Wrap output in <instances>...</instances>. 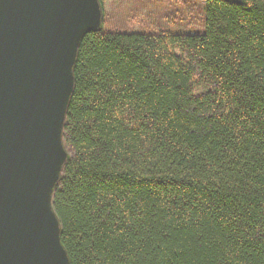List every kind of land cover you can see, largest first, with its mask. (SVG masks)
<instances>
[{
  "label": "trees",
  "instance_id": "1",
  "mask_svg": "<svg viewBox=\"0 0 264 264\" xmlns=\"http://www.w3.org/2000/svg\"><path fill=\"white\" fill-rule=\"evenodd\" d=\"M203 1L191 32L81 38L52 193L71 264H264V0Z\"/></svg>",
  "mask_w": 264,
  "mask_h": 264
},
{
  "label": "water",
  "instance_id": "2",
  "mask_svg": "<svg viewBox=\"0 0 264 264\" xmlns=\"http://www.w3.org/2000/svg\"><path fill=\"white\" fill-rule=\"evenodd\" d=\"M98 0H0V264H71L52 193L79 42Z\"/></svg>",
  "mask_w": 264,
  "mask_h": 264
},
{
  "label": "rangeland",
  "instance_id": "3",
  "mask_svg": "<svg viewBox=\"0 0 264 264\" xmlns=\"http://www.w3.org/2000/svg\"><path fill=\"white\" fill-rule=\"evenodd\" d=\"M186 4L183 5V3ZM198 7L203 0H102L101 23L105 30H157L160 26H173L172 29H185L191 32L198 27L197 22L184 18L180 13L188 3ZM100 4V3H99ZM179 11V12H177ZM197 11L194 12L196 14ZM190 19V20H189ZM101 28V27H100ZM63 142V140H62ZM64 146V145H63ZM66 150V149H65ZM67 152V151H66Z\"/></svg>",
  "mask_w": 264,
  "mask_h": 264
}]
</instances>
